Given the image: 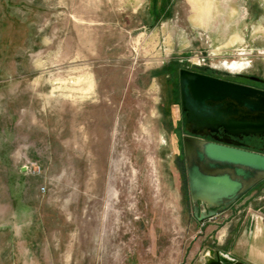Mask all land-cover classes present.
Instances as JSON below:
<instances>
[{"label":"rangeland","instance_id":"1","mask_svg":"<svg viewBox=\"0 0 264 264\" xmlns=\"http://www.w3.org/2000/svg\"><path fill=\"white\" fill-rule=\"evenodd\" d=\"M181 69L264 78V2L0 0V264L262 254L264 180L196 215Z\"/></svg>","mask_w":264,"mask_h":264},{"label":"water","instance_id":"2","mask_svg":"<svg viewBox=\"0 0 264 264\" xmlns=\"http://www.w3.org/2000/svg\"><path fill=\"white\" fill-rule=\"evenodd\" d=\"M180 76L183 106L193 126H222L234 135L264 134V90L188 69H181ZM187 165L196 215L199 201L207 207L202 208L199 219L226 209L264 179V153L237 146L206 143L199 150V159L190 155ZM204 259V264H249L225 253L214 257L210 251Z\"/></svg>","mask_w":264,"mask_h":264},{"label":"flooded vegetation","instance_id":"3","mask_svg":"<svg viewBox=\"0 0 264 264\" xmlns=\"http://www.w3.org/2000/svg\"><path fill=\"white\" fill-rule=\"evenodd\" d=\"M181 71V70H180ZM195 72H199L202 74H206L208 76H212L218 79L242 84L245 86H250L253 88L264 90V78L261 76H256L254 74L249 73H242L237 76V78H230L221 75H215L206 73L204 71L198 70H191ZM256 78H260L262 80H258ZM179 108L181 110L183 119L179 127L184 131L181 137V143L183 145V152L185 155V162L187 163V158L190 155H195L196 158L199 159V150L209 142L220 143L229 146H237L257 152L264 153V134L261 136L256 135H234L229 133L224 127H217L215 129L212 128H198L193 126L191 123L188 122L187 111L184 109L183 106V98H182V89H181V76L179 74ZM177 126V127H178ZM202 166H206L204 161L200 163ZM188 170V169H187ZM216 171V170H215ZM262 179L261 181H263ZM189 181V180H188ZM259 181L258 183H260ZM257 183V184H258ZM256 184V185H257ZM254 185L252 188H254ZM251 188V189H252ZM250 189V190H251ZM230 263V262H227Z\"/></svg>","mask_w":264,"mask_h":264},{"label":"crops","instance_id":"4","mask_svg":"<svg viewBox=\"0 0 264 264\" xmlns=\"http://www.w3.org/2000/svg\"><path fill=\"white\" fill-rule=\"evenodd\" d=\"M258 1L264 2V0H258ZM253 248L262 254H258V253H256L255 255L252 254L248 258H241V260L249 264H264V235L256 237V239L254 240Z\"/></svg>","mask_w":264,"mask_h":264},{"label":"bare ground","instance_id":"5","mask_svg":"<svg viewBox=\"0 0 264 264\" xmlns=\"http://www.w3.org/2000/svg\"><path fill=\"white\" fill-rule=\"evenodd\" d=\"M229 66H230L229 68L232 71L237 72V71H241L246 66V63L245 62H242V63L234 62L230 64Z\"/></svg>","mask_w":264,"mask_h":264}]
</instances>
